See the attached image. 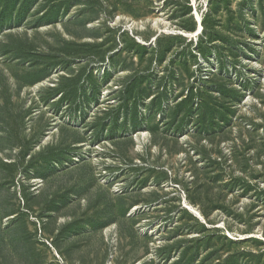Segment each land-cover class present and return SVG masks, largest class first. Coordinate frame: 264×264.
I'll return each instance as SVG.
<instances>
[{"label":"rangeland","instance_id":"rangeland-1","mask_svg":"<svg viewBox=\"0 0 264 264\" xmlns=\"http://www.w3.org/2000/svg\"><path fill=\"white\" fill-rule=\"evenodd\" d=\"M0 264H264V0H0Z\"/></svg>","mask_w":264,"mask_h":264},{"label":"bare ground","instance_id":"bare-ground-1","mask_svg":"<svg viewBox=\"0 0 264 264\" xmlns=\"http://www.w3.org/2000/svg\"><path fill=\"white\" fill-rule=\"evenodd\" d=\"M197 22L199 23L200 22V26L202 27V22H201V18H200V15L197 14ZM188 207V206H187ZM189 208V207H188ZM193 210V208H191ZM197 213V211H195Z\"/></svg>","mask_w":264,"mask_h":264},{"label":"water","instance_id":"water-1","mask_svg":"<svg viewBox=\"0 0 264 264\" xmlns=\"http://www.w3.org/2000/svg\"><path fill=\"white\" fill-rule=\"evenodd\" d=\"M201 29H202V27L200 26V22H199L198 30H197V33L196 34L200 33L201 32Z\"/></svg>","mask_w":264,"mask_h":264}]
</instances>
